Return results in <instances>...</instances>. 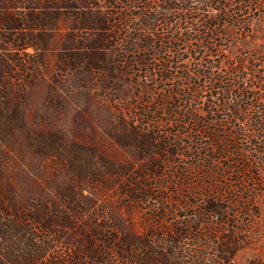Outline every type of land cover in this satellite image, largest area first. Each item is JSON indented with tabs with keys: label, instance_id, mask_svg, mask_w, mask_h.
I'll return each mask as SVG.
<instances>
[{
	"label": "trees",
	"instance_id": "16d2710c",
	"mask_svg": "<svg viewBox=\"0 0 264 264\" xmlns=\"http://www.w3.org/2000/svg\"><path fill=\"white\" fill-rule=\"evenodd\" d=\"M116 1L0 0V264H237L233 235L220 244L215 224L201 219L227 213L216 176L205 165L193 179L164 174L161 156L175 157L177 145L138 123L156 114L146 101L134 117L121 98L126 84L145 90L139 78L147 72L138 76V68L155 66L161 53L144 29L154 32L161 12L152 10L155 0H138L143 17L128 13L137 8L130 0ZM169 1L162 12L172 15L178 7ZM147 51L155 52L151 61L136 57ZM43 83L45 111L28 124L26 104ZM69 108L84 117L96 111L87 120L89 143L50 123ZM227 147L217 149L228 159ZM123 208L151 222L138 230ZM187 210L193 213L165 219ZM208 249L216 254L207 256Z\"/></svg>",
	"mask_w": 264,
	"mask_h": 264
},
{
	"label": "rangeland",
	"instance_id": "374dc122",
	"mask_svg": "<svg viewBox=\"0 0 264 264\" xmlns=\"http://www.w3.org/2000/svg\"><path fill=\"white\" fill-rule=\"evenodd\" d=\"M130 1L137 8L127 9L131 10L128 13L143 17L145 5L140 8L138 0ZM166 1L170 3H151L152 10L161 12L160 20L154 32L144 29L145 35L160 45L157 51L161 53L152 61L155 66L144 63V67L138 68V76L147 72L145 80L139 78L145 90L137 91L126 84L128 93L121 98L128 100L131 116L138 115L144 106L155 110V115L138 123L145 130L151 129L162 142L177 145L175 157L166 153L161 156L165 160L164 174L185 173L193 179L207 167L209 174L216 176L215 191H222L219 197L227 213L217 218L205 214L201 219L215 224L218 243L223 244L232 234L239 243L234 258L237 264H264V0H174L178 10L172 15L162 12ZM223 9L227 16L215 19ZM154 53L147 51L136 57L151 61ZM127 81L135 82L137 76ZM45 94L46 83L32 91L25 108L28 124L43 115ZM141 101L147 104L142 106ZM81 103L85 104L83 99ZM228 106L238 118L225 110ZM186 111L207 126L190 123ZM93 114L96 111L84 117L79 109L69 108L65 116L57 120L52 117L50 123L69 139L89 143L92 134L86 125ZM224 146H228V159L217 149ZM110 210L117 211L113 206ZM120 211L124 216H132L138 230L151 222L147 221L149 216L135 210ZM190 213L193 211H178L165 219L171 222ZM201 229L207 232L209 227L203 224ZM215 254L212 249L206 251L207 256Z\"/></svg>",
	"mask_w": 264,
	"mask_h": 264
}]
</instances>
